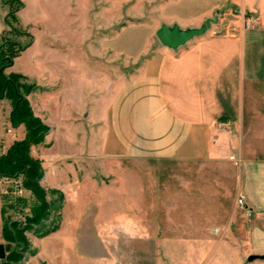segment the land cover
<instances>
[{"label": "rangeland", "instance_id": "rangeland-1", "mask_svg": "<svg viewBox=\"0 0 264 264\" xmlns=\"http://www.w3.org/2000/svg\"><path fill=\"white\" fill-rule=\"evenodd\" d=\"M159 1L91 0V9L83 14L82 50L72 46L68 52L87 54L97 37L115 34L124 25L151 23ZM17 6L19 21L7 18L15 29L0 16V43L11 40L21 47L4 73L18 72L25 77L22 82L28 85L25 96L32 114L45 124L34 114L31 103L44 105L51 124H45L48 130L42 141L30 149L32 158L43 168L48 166V179L42 169L38 182L50 203L47 218L23 231L28 247L14 264H251L244 258L243 238L237 234L239 228L245 231L250 215L236 204L240 172L229 161L235 159L238 164L240 160L233 154L229 159L194 162L104 156L107 136L100 133L97 157L80 155L70 139L76 140L77 132L86 129L81 107L88 104L90 110L102 113L108 101L105 94L96 101L82 89L97 82L91 72L97 64L104 80L111 66L106 58L83 61L82 65L76 62L63 77L58 62L54 63L56 69H47L43 59L36 60L34 55L41 57L40 44L48 32L44 26L58 23L62 12L43 0H0V13L2 8L7 15ZM115 56L116 82L121 71H131L143 61ZM11 106L9 99L0 98V138L19 140L25 134L23 123L12 126L7 121L3 125ZM7 127L13 137L6 133ZM61 129L68 133L67 138L60 134ZM3 150L0 139V153ZM19 176L23 179V174ZM13 201L1 198V236L6 220L25 224L36 203L26 187Z\"/></svg>", "mask_w": 264, "mask_h": 264}, {"label": "crops", "instance_id": "crops-1", "mask_svg": "<svg viewBox=\"0 0 264 264\" xmlns=\"http://www.w3.org/2000/svg\"><path fill=\"white\" fill-rule=\"evenodd\" d=\"M147 1L139 0L141 4ZM43 2L59 9L62 16L58 23L44 26L48 32L40 44L41 57L36 54L34 59H43L49 70L58 62L61 77L76 62L82 65L106 58L111 66L104 80L97 64L91 71L97 82L82 89L96 101L105 94L108 101L102 113L90 110L88 104L81 107L86 129L77 132L76 140L70 139L80 155L97 157L100 134L107 136L104 156L194 162L229 159L233 154L240 160L237 164L229 159L240 172L237 195L250 211L245 231L239 228L237 233L243 238L244 258L264 254V0H162L156 3L151 23L124 25L115 34L97 37L90 52L79 55L68 51L72 46L82 50L83 14L91 9V0ZM19 9L13 12L18 21ZM249 14L257 17V23L245 28L243 17ZM0 16L4 22L2 8ZM206 18L211 20L205 32L176 49L163 46L155 36L161 23L198 27ZM115 55L124 61L137 57L143 61L131 71H121L116 82ZM33 104L34 114L49 126L46 107ZM10 111L11 107L3 125L10 123ZM6 131L13 137L9 127ZM59 132L68 137L64 129ZM0 139L4 141L2 153L18 140ZM47 167L42 166L45 179ZM0 237L5 246L1 223ZM247 262L264 264V257Z\"/></svg>", "mask_w": 264, "mask_h": 264}, {"label": "trees", "instance_id": "trees-1", "mask_svg": "<svg viewBox=\"0 0 264 264\" xmlns=\"http://www.w3.org/2000/svg\"><path fill=\"white\" fill-rule=\"evenodd\" d=\"M13 12L14 10L9 12L4 20L15 29L7 19L9 17L16 21ZM20 50L21 47L16 41L4 40L0 43V98L9 99L12 103L9 114L11 125L23 123L25 126L24 137L15 140L5 153L0 154V176L17 177L23 174L24 186L32 192L36 203L31 208V215L26 218L25 224L11 219L3 223L2 237L6 242V256L0 264H14L22 257L28 247L23 231L31 228L30 226L41 224L47 218V208L50 204L45 200L38 184L42 176L41 163L30 155V147L42 141L48 127L32 114L25 96L29 92L28 85L22 82L25 77L18 72H10L7 75L4 73V69L11 64L12 58L19 54Z\"/></svg>", "mask_w": 264, "mask_h": 264}, {"label": "water", "instance_id": "water-1", "mask_svg": "<svg viewBox=\"0 0 264 264\" xmlns=\"http://www.w3.org/2000/svg\"><path fill=\"white\" fill-rule=\"evenodd\" d=\"M210 18H206L204 22L198 27L181 28L176 23L165 24L161 23L155 31V36L160 44L171 49H176L195 36H199L205 32L210 25ZM5 255L4 245L0 244V259ZM264 254H250L247 257L248 261L257 258H263Z\"/></svg>", "mask_w": 264, "mask_h": 264}, {"label": "built area", "instance_id": "built-area-1", "mask_svg": "<svg viewBox=\"0 0 264 264\" xmlns=\"http://www.w3.org/2000/svg\"><path fill=\"white\" fill-rule=\"evenodd\" d=\"M243 23L245 28H250L257 23V17L252 14L246 15L243 17ZM24 189L25 186L23 183V179L20 176H0V201L1 198H5L6 200L8 199L10 202H14L13 199L20 197L23 194ZM236 201L237 206L245 210L250 215L249 208L247 207L244 198L239 196Z\"/></svg>", "mask_w": 264, "mask_h": 264}]
</instances>
